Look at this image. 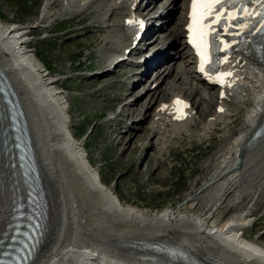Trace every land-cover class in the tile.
I'll list each match as a JSON object with an SVG mask.
<instances>
[{
  "label": "rangeland",
  "instance_id": "1",
  "mask_svg": "<svg viewBox=\"0 0 264 264\" xmlns=\"http://www.w3.org/2000/svg\"><path fill=\"white\" fill-rule=\"evenodd\" d=\"M45 2V0H0V22L8 26L31 25L38 20L43 22L40 25L43 26L42 28H33L32 32L28 34L30 42L27 48V55L29 59L34 61L36 66L38 65L37 67L42 75L45 76L44 79L46 81L52 79L57 83L46 87L47 89L41 87V90L37 85V75L29 66L27 58L19 59L22 62L21 66L20 62H17L18 60L14 59V61L15 63L17 62L16 64L22 70L25 68L23 72L25 75L23 76L22 74V78L34 90V99L36 100V97L39 98L44 95L49 100L48 104H43L44 107L48 106H46L47 110L40 107V109L37 108L39 105L32 106V109L33 107L39 109L34 110L35 118L33 119L36 125H33V127L37 128L36 132H39V136L42 137L39 142L48 140L47 145L49 148L45 149V153L52 159L54 167L60 174L61 184L56 202L61 207L59 216L61 213L63 214L60 216V225H63V228L66 227V224L62 217L64 216L65 218L67 215V205H69V203L65 202V197L71 198L69 208L71 222H68V225H70L69 229L67 226V231L65 232L64 230V232L66 236L70 235L72 239L76 238L75 242L81 247L79 246V250L72 252L74 256L68 258L69 262L65 264H97L85 262V259L92 256L93 259H98L101 264H130L131 261L133 264H138L133 253L130 254V258H126L123 253L115 251L114 248L105 247L104 249L99 242H92V240H94L95 236H104V234L108 236L111 233L122 234L119 236H123L124 230L128 232L127 234L132 232L131 234L136 233L142 236L143 234H150V231L155 230L157 232V229L154 226L151 229L152 225H146V227L139 224L143 222L140 218L124 217L123 215V217H120L112 213L113 211L109 208H104L99 200L86 190L83 182L76 178V172H74V168L69 163V158L67 159L71 152L57 153L50 145L54 143L55 147V141L58 139L57 142H59L61 132H64V135L71 136L73 141L70 138L69 140L75 143L76 146L82 144L84 156L85 154L87 155L85 159L92 165V172L97 178H103L100 188H112L113 197L119 200L122 207L130 208L134 211L147 212L148 214L161 211L167 207L174 209L175 212L178 208L184 206L186 193L190 191L195 183L204 178V166L213 160L220 151H223L238 134L243 125L247 108L251 104L250 102L240 106H235L233 103L230 104L228 109L234 110L232 122H230L231 120L228 117H223L218 128L221 132L211 134L210 130L212 129H204V127L206 128L209 122L212 121L214 110L216 112L219 111L218 107H215V94L212 92L208 93L209 91L202 86L196 87L197 84L191 77L182 75L183 80L188 84L181 86L182 90H179L180 92L175 90L168 94L162 102L169 101L176 94L183 95L185 91L187 93L184 96H187L190 87L197 89L200 93L199 96L194 94L188 96L197 107L193 111L194 119L192 124H190V127H184L183 129L178 127L179 130L166 127L159 134L152 136L153 134L148 130V125H151L152 115L161 102V96L156 98V95H154L155 99L153 100L151 95L148 96L146 93L154 79L150 77L149 80V76L147 78L143 77V67L138 65L136 67L137 70H134L133 73H131V68L128 67L126 71L130 75L128 78L125 76V81L119 79V73L121 74L125 71H121V69H115L114 71L111 69L112 71L108 74L94 76L95 73L101 71L109 63L105 59L106 55L110 53L107 52L108 46L105 45L104 38L107 36L115 37L116 33L121 30L120 22H122V18L117 14L109 18L111 19L109 23H116L117 27L119 25L111 34L104 29L107 24L103 23V21L100 22L98 28H94V20L106 13V9H108V5L112 0H97L85 12L86 14L79 16L77 11L74 10H72L73 12L70 16L67 13L65 15L61 12L62 4L57 2L49 20L42 19L44 17ZM144 3L145 1L142 4ZM186 3L187 0H157L153 4L149 3L148 5H151L153 9L151 11L150 9L149 11L146 10L147 13L145 14L144 11L140 12L146 16V23L151 22H149L150 15L154 17V14H156L155 16H158V18L154 19L152 17L151 19L155 20L157 24H163L162 30L153 31L154 33L151 30L153 34L149 35L150 38L156 33L166 32L165 39L168 37L167 42H172L174 39L171 38L168 29L175 27L181 36H178L179 39H175L178 42L174 47H179L183 39L184 28L183 22H179V20L184 17ZM160 5L163 7H161L163 10L161 13ZM92 12L93 14L91 15ZM167 16L171 18L168 29ZM61 19L65 20L61 21ZM150 51H152V47L147 50V52ZM130 58L137 61L141 57L130 54ZM172 59L174 60L170 63L169 61ZM164 64H167L168 68L174 69L169 81H172L176 70L181 73L184 71V65H182L181 60L179 58L176 59V56L173 58V54L171 59L164 62ZM164 64L158 65V68L156 67L157 73L160 71V74L162 73ZM42 67L43 69H41ZM43 70L47 72H43ZM133 74L135 76L130 77ZM160 74L159 76L161 77H159L160 80L158 82L164 77V75ZM118 81H121L119 83L120 86L115 87L114 83ZM158 82L153 84L157 86ZM50 91L58 92V100L50 97V94H48ZM138 93H141L140 96ZM135 100L137 101L136 103ZM149 103L150 107L147 109ZM124 105H127L125 109H123ZM236 107H238V110H236ZM135 108L139 109H137L138 112L136 114L133 112ZM116 114H118L117 117ZM144 115L146 116L144 117ZM143 117L144 119L139 122ZM61 118L67 123L65 124ZM195 123L199 124L193 128ZM56 125L57 127H55ZM141 127L145 128V133L143 134ZM224 127L225 129L222 130ZM129 128L135 129L136 135H139L140 138L126 146V131ZM119 133H121V136L117 137ZM55 137H57L56 140ZM53 140L55 141L53 142ZM162 145L163 149L161 148ZM245 189H248L249 192L250 190L253 191V188L248 185ZM252 194L238 208L225 210L226 213L223 216L220 215V221L224 222L233 214H240L237 212L244 211L245 214L253 212L254 214L249 219V222H256L253 226L242 229L244 235L248 238L250 237L253 242L255 238L264 234V198H258L257 195L253 197ZM75 198L78 200L76 201ZM232 205V201H230L229 206ZM181 217L186 218L180 214L176 226L178 224L186 226L183 224ZM119 221L129 222L130 224L125 225L122 230L115 225H118ZM146 222L152 221L148 219ZM1 229H4V225ZM179 232L182 235L184 231L181 229ZM252 244L264 249V235L262 241ZM128 253L126 252V255ZM77 255L82 256V258ZM40 256L41 252L35 256L36 258L31 263L36 264V259Z\"/></svg>",
  "mask_w": 264,
  "mask_h": 264
},
{
  "label": "bare ground",
  "instance_id": "2",
  "mask_svg": "<svg viewBox=\"0 0 264 264\" xmlns=\"http://www.w3.org/2000/svg\"><path fill=\"white\" fill-rule=\"evenodd\" d=\"M96 1L97 0H46V4L44 7V17L42 19L49 20L52 17V11L54 10L55 4H57V2H60L62 4V13H67L70 16L73 12L72 10H74L77 11V15L79 16L88 11V9H90V6L92 7V4ZM143 1H145L144 5H142ZM156 1L157 0H112V2L108 5V9H106V13L102 17H97V19L94 20L95 29L98 28L100 26V22L103 21V23L107 24L104 26V29L109 31L111 34L116 28L119 27V25L117 27L116 23H109V21L111 20L109 18L114 14H117L122 18V22H120V28L122 31L119 30V28V32L117 31L118 33H116L117 35L115 37L107 36L103 40L105 42V45L108 46L107 52L110 53L109 55H106L105 59L110 62L109 57L111 55L118 56L113 71L115 69H121V71L125 70L123 73H119V79H122L123 81H125L126 79L125 76H127L128 78V76L130 75H128L126 71L128 67L131 68V73H133L134 70H137L136 67L138 65L142 66L143 77L147 78L149 76V80L150 77L154 79L148 87V90H150V92H148L147 90L146 93L148 94V96L151 95V98L153 100L155 99L154 95H156V98H158V96H161V102L168 96V94L175 90H182L181 86H186L188 84H186L185 80H183L182 75L184 77L186 75L191 77L196 82V87L202 86L207 91H209L208 93L212 92L213 94H215V107H218L219 111L216 112L214 110V113L212 114V121L209 122V125H207L206 128L203 126L204 129H212L210 130L211 134H217L218 132H221V130L218 128L221 125L220 121L223 117H228L231 120L230 122H232V118L234 117V110L228 109L230 104L233 103L235 106H240L250 102L251 105L247 108L246 116L243 120V125L238 134H235L236 136L232 139V141H230L227 147L223 149V151H220V153H218V155L214 157L213 160H211L204 166V178L195 183L190 191L186 193V196L184 198L186 202L185 204H183L184 206L181 205L182 207L177 209L178 214L177 211L174 212V209L168 207L152 214H148L147 212H139L137 210L134 211L133 209L122 207L119 203V200L113 197L114 192L112 188H100L103 178H97L92 172L91 163L89 161H86V159L84 158L83 145L81 144L80 146H76L75 143L70 142L67 135L63 134L64 132H61V138L59 142H57L58 139L57 141H55L57 137H55V140H53V142L55 141L57 145L55 144L54 147V143H52L50 147L53 148V150L57 153H67L68 151L71 152V155H68L67 159L69 158L68 161L74 168V172H76V178L83 182L86 190H88L92 196H95L104 208H109L111 211H113L112 213H115L120 217L129 216L133 218H140L143 222H146L149 219L152 222H142L139 224L144 226L152 225L151 229H153V226L157 229V232L155 230L150 231V234H141L142 236H140V234L137 235L136 233L131 234L132 232H129L130 234H127L128 232L124 230L123 236H119L122 234L111 233L112 235L109 234L108 236L104 234V236H95L92 242H99L101 247L104 249L105 247L114 248L115 251L123 253V256L126 258H130V254L133 253V255H135L137 259L136 261H138V264L165 263L164 261L167 259V254H153L154 251L147 248L149 246H157L159 247V249L166 251L175 250L185 255L190 261L198 264H236L230 260L221 258L213 252L206 250L201 245L197 244V246H194V248H189L187 245H185L189 240L180 234V232L177 230L179 227L177 228L175 223L178 222V217L181 214L186 217H181V220L183 221L184 225L190 226H186V228L190 231L209 224L208 226L210 227L216 225V227L219 228L218 230L220 231L221 235H227L233 232H236V234L239 233L241 235L244 234L242 233V229L247 224L251 216L245 217L242 213L234 215L233 219L235 221L236 227L229 231L223 232L225 223H223V221H220V215L223 216L226 213L225 210L227 211V209L232 210L233 208H238L239 205L245 203L251 197V193H253V197L257 195L258 198H264V134L255 142L248 143L251 136L253 135L255 130L259 128V126L262 125L264 128V52L261 56H258L254 59L246 57L243 54L234 53L226 57L225 61L223 60L224 62L222 64V67L219 71L216 72V74H199L196 72L195 63L191 60L188 45L186 43L187 31L185 30V19L188 13L189 0H187V3L185 5L186 9L184 8V17L180 18L179 20V22H183L184 28L181 45L177 48L174 47L178 42H176L175 39H179L181 35L178 29H176L175 27L168 29V24L171 20L170 16L166 17L167 29L168 31H170V36L174 39V41L169 43L167 42L168 37L167 39H165L166 32L156 33L151 38L149 36L154 33L153 31L156 32L158 30H162L163 27V24H157L155 20L153 21V19H151L153 15H150V23H146L147 20L145 21L146 16H144V14L147 13L146 10L149 11L150 9L151 11L153 9V7L148 4H153V2ZM161 7L162 6L160 5V9ZM142 11H144V14L140 13ZM161 12H163L162 9L160 10V13ZM92 14L93 12L91 13V15ZM155 15L156 14H154L153 18L157 19L158 16ZM41 23L43 22H39L38 20L35 24L33 23L31 25L26 24L8 26L0 22V70L3 72L6 80L9 82L22 110H24V116L27 121L28 130L31 136V143L34 148L35 157L37 159V163L40 167V172L42 175L44 191L46 192V198L48 199L50 205L49 223L47 231L36 253L37 256L41 252V256L37 257L36 259V264H65L66 262H69V260H67L68 258L74 256V253L72 252L79 250L81 247V245H78L75 242L76 238L72 239L70 235H65L67 226L68 229L70 226L68 225V222H71V214L69 212L71 198L65 197V202L69 203V205H67V215L65 216V218L64 216L62 217L64 223L66 224L65 229L63 228V225H60V216L63 214L61 213L59 216V210L61 209V207H59L58 203L56 202V198H58V193L60 190L59 187L61 184L60 174L54 167L52 159L47 153H45V149L49 148L47 145L48 140L39 142V139H41L42 137L39 136V132H36L37 128L33 127V125H36L33 119L35 118L34 110H39L40 108L46 109L47 105L44 107L43 104H48L49 100L47 96L44 95L40 96L39 98L36 97V100L34 99V90L31 89L27 82L22 78V74L25 68L22 70L16 64L17 62H20L19 64L21 66L22 62L19 59L27 58L29 66L35 72V75H37V77H35L37 80V85L38 87H40V89L41 87L47 89L46 87L55 85L57 83L52 79L49 80L50 82L46 81V79H44L45 76L42 75L40 69L37 67L38 65L36 66L34 61H32V59H29L27 55V48L30 42L28 39V34L32 32L33 28H42L43 26H40ZM128 23H131L130 27H128ZM128 28H130L129 32ZM151 30L153 33L151 32ZM244 30L245 29H241V31ZM248 33L250 35L247 34L249 36L247 40H249L250 43L258 39L257 34L252 33L251 31H248ZM250 43L248 44V46L250 45ZM150 47H152V51L147 52L148 48ZM126 52L133 54L134 56L143 57V59L141 62L134 60L132 62L127 61L126 57L123 56ZM246 52L250 53V49H248ZM172 54L173 58L176 56V59L179 58L181 60L182 65H184V71L181 73L177 72L176 70V74H174L175 76L172 78V81H169V77L172 75L174 69L172 70L171 68H168L167 64H164V62L171 59ZM14 59L18 61L15 63ZM173 60L174 59L169 62L171 63L173 62ZM37 61L40 62L39 60ZM110 64L112 65L113 63H108L105 67H103L101 71L95 73L94 76L108 74L110 71H112V68H110ZM160 64H164V70L161 74V71L159 73L156 72V67L158 68V65ZM41 69H43V67ZM44 71L46 70H43V72ZM225 73H230V75H222ZM159 74L164 75L163 79L160 82H158L160 80L159 77H161L159 76ZM24 75L25 74H23V76ZM134 76L135 75L133 74L130 77ZM156 82L159 83L157 86L156 84H153ZM119 83H121V81L115 82V87H119ZM185 93H187V91H185L183 95H176L169 101H165L162 103L160 102L158 104L152 115L151 125H148V130L153 134L152 136L159 134L160 131L162 129H165L166 127L177 129L178 127H181V129L188 126L190 127V124H192V120L194 119L193 111L197 107L196 104H194L188 96H190L191 94L199 96L200 93L197 89H194L192 87H190L187 96H184ZM48 94H50V97L56 100H58L59 98L57 97L58 92L56 91H50ZM140 94L141 93H138L139 96ZM174 98H181L186 101V106L182 111L176 110V105L173 104ZM219 100H221L223 104L219 105ZM136 102L137 101L135 100V103ZM1 105L2 101L0 97V143L1 140H5L7 138V134H3V132L8 125L7 120L4 119L5 112L4 110H2ZM36 105H39L37 108H40H34ZM32 106H34L33 109ZM162 106L166 107L161 110ZM126 107L127 105H124L123 109H125ZM149 107L150 103L147 105V109ZM137 109L138 108L133 109V112L135 114L139 110ZM236 110H238V107H236ZM117 116L118 114H116V117ZM145 116L146 115H144V117ZM144 117L141 118L139 122H141ZM62 121L65 124L67 123L66 121H64V119H62ZM198 124L199 123H195L193 125V128L197 127ZM55 127H57V125ZM141 129H143L142 134L145 133V128L141 127ZM224 129L225 127L222 130ZM200 131L202 132V130ZM126 133V146L133 141L139 140L140 138L139 135H136L135 129L129 128ZM120 136L121 133L117 135V137ZM161 148L163 149V145L161 146ZM239 161L242 163V167L240 169H236L235 165ZM21 180L22 178L20 175V170L17 169V166L14 168L11 167V161H8V158H5L3 154H0V233L5 230V226L8 224L7 220L12 208V201L22 193ZM247 185L253 188V191L250 190L249 192L248 189H245ZM75 200L77 201L78 199L75 198ZM236 200L237 202H235ZM230 201H232V206H229ZM171 217H173L172 221H170ZM127 224L130 223L119 221L118 225H115L122 229ZM3 225L4 229L2 230L1 226ZM263 235L264 234L260 235L254 240L252 239L253 243L262 241ZM233 236L235 237L236 235ZM240 239L241 236L239 238H234L237 244H242V240ZM244 244H246V242ZM250 247H252L254 252L258 250L260 251V249L257 250V248L251 245ZM126 252H129L128 255H126ZM261 255H264L263 251L259 252V256ZM77 256L82 258V256ZM92 257L85 259V262H94L97 264H101L98 259L94 258V260ZM35 258L36 257H34V259ZM130 264H133L132 261L130 262Z\"/></svg>",
  "mask_w": 264,
  "mask_h": 264
},
{
  "label": "water",
  "instance_id": "3",
  "mask_svg": "<svg viewBox=\"0 0 264 264\" xmlns=\"http://www.w3.org/2000/svg\"><path fill=\"white\" fill-rule=\"evenodd\" d=\"M0 97L2 101V110H4V119L7 120L8 125L6 126L3 134H7L5 140H1L0 143V154H3L5 158H8V161H11V167H16L20 170V175L22 178V193L20 196L15 198L12 201V206H16L17 203L21 204L18 209L14 212H18L23 208H27L26 202H29L28 196H30L29 190H32V181L30 180L31 175L27 169V157L23 153L21 147L22 143L20 141L22 135L21 128V119L16 113L17 99L15 93L12 91V88L9 82L6 80L3 72L0 70ZM257 132V131H256ZM252 135L248 143L255 142L259 137L264 134V128L261 126L258 129V134ZM247 143V144H248ZM23 203V204H22ZM2 227V226H1ZM14 227H5V230L0 233V250L4 249L2 246L3 243L7 240L11 241ZM0 256H3L0 253Z\"/></svg>",
  "mask_w": 264,
  "mask_h": 264
},
{
  "label": "snow or ice",
  "instance_id": "4",
  "mask_svg": "<svg viewBox=\"0 0 264 264\" xmlns=\"http://www.w3.org/2000/svg\"><path fill=\"white\" fill-rule=\"evenodd\" d=\"M231 3L233 0H191V11L189 13L190 23L188 25V31L190 34L189 42L192 43L196 49V54L200 59V71H204L205 64L210 61V48L209 38L211 37L214 29L212 24H219L224 15H230V13H223V9L220 5L224 3ZM258 2H264V0H258ZM236 19V17H231ZM222 75H230L225 73ZM174 105L182 103L177 100L173 102ZM166 106H162L164 109Z\"/></svg>",
  "mask_w": 264,
  "mask_h": 264
}]
</instances>
